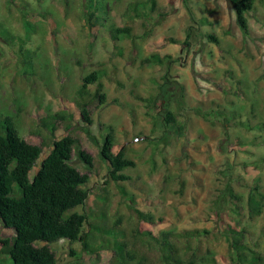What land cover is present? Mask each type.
<instances>
[{
  "label": "rangeland",
  "instance_id": "1",
  "mask_svg": "<svg viewBox=\"0 0 264 264\" xmlns=\"http://www.w3.org/2000/svg\"><path fill=\"white\" fill-rule=\"evenodd\" d=\"M106 1L105 15L120 26H132L135 38L114 41L103 16L89 29L85 0H0V30L25 39L22 50L34 54L32 71L24 72L20 45L0 36V118L14 117L28 142L47 144L30 175L51 151L53 139L46 125L52 121L56 138L77 137L78 147L93 157L90 167L74 152L73 165L90 175V194L71 212L88 214L84 230L90 231L95 246L106 235L91 223L103 229L116 224L126 239L139 225L156 235L206 228L208 235L180 246L190 244L187 253L196 258L210 253L220 264H233L227 228L241 227L242 221L246 245L264 253V213L247 216L252 188L261 185L264 192V0L247 14V36L230 0H155L153 9L151 3L144 9L149 16L134 12L149 0ZM24 9L36 24L29 38ZM148 30L151 33L142 38ZM171 37L181 43H171ZM187 38L189 44L184 45ZM152 53H169L173 61L143 64ZM93 71L103 73L106 101L99 104L98 83L90 84L93 123L88 124L76 99L83 77ZM149 97L156 98L158 111L147 104ZM166 109L185 126L184 135L164 124ZM60 113L64 118L51 119ZM108 125L116 135L115 150H124L136 165L123 171L129 180H109L106 185L108 163L100 149ZM228 183L240 200L222 198ZM238 207L246 214L243 218L233 211ZM137 208L153 214L156 222L141 223ZM0 232L3 237L14 234L1 221ZM51 246L56 264H111L114 254L106 243L97 252L84 251L81 242L67 239Z\"/></svg>",
  "mask_w": 264,
  "mask_h": 264
},
{
  "label": "trees",
  "instance_id": "2",
  "mask_svg": "<svg viewBox=\"0 0 264 264\" xmlns=\"http://www.w3.org/2000/svg\"><path fill=\"white\" fill-rule=\"evenodd\" d=\"M258 0H230L236 13L237 23L242 33L250 34V26L247 14L253 11ZM155 7V0L140 2L134 9L136 16L145 13L144 9ZM85 24L92 29L97 19L103 16V25L110 33L114 41H121L125 38H135L133 28L130 25L120 26L116 21L105 15L108 12L106 0H85L84 3ZM45 17L46 15L43 14ZM145 16H149L145 13ZM23 25L26 29V36L29 38L36 30L26 10H22ZM151 30L144 31L141 35L146 38ZM0 36L10 40L11 43L20 45L24 56V72L32 71L31 60L33 52L29 49L23 51L25 39L13 34L8 29L0 30ZM212 41L218 42V38L208 35ZM171 43H181L175 38L169 39ZM188 45V38L183 41ZM173 61L171 54L161 55L152 53L142 59L143 64L168 65ZM101 71H93L83 77V83L77 93V105L81 110L83 119L93 123L92 112L89 108L88 97L91 95L90 84L98 83L96 96L99 104L106 101V94L102 92L103 83ZM147 104L158 111L156 98L146 99ZM64 115L56 114L50 116L57 120ZM164 124L176 135L185 134V126L179 122L176 114L169 109L163 114ZM52 135V148L44 158L40 168L32 177L30 175L36 161L44 151L45 144H34L28 142L19 132L15 118L7 115L0 118V221L6 228L12 229L14 234L10 237H3L0 232V264H9V258L13 264H56L58 257L51 244L62 239L70 242H81L84 251L97 252L104 246H111L114 254L111 264H220L215 256L208 254L196 258L194 254L187 252L192 248L190 244L180 246L182 242L197 240L201 236L208 235L209 229H184L162 231L159 235L151 230H144L142 226L133 229L131 239H126L123 229L113 226H106L91 223L92 229L105 234L100 245H94L90 240V231L84 227L88 222V214L73 211L74 208L84 205L89 198L90 190L86 187L90 180L87 172L80 171L73 165L74 152L77 156L93 166V157L86 150L79 148V139L71 134L56 138L57 126L54 122L46 125ZM108 132L103 136L100 155L108 163V180L125 181L130 177L123 171L126 168L134 167L135 161L127 157L124 150L116 151V135L112 126L108 125ZM106 191L107 189L104 188ZM103 198L105 195L101 194ZM231 200L241 199L233 186L228 183L225 195ZM243 208L238 207L233 211L243 218ZM141 223H155V216L136 209ZM264 213V192L261 185L252 188L247 201V216L254 218ZM240 218V219H241ZM240 226L228 224L227 238L233 249V264H264V253L251 249L245 243L246 229L242 221ZM116 226V227H115ZM97 228V229H96ZM5 255V260L2 259ZM155 262L153 263V259Z\"/></svg>",
  "mask_w": 264,
  "mask_h": 264
}]
</instances>
